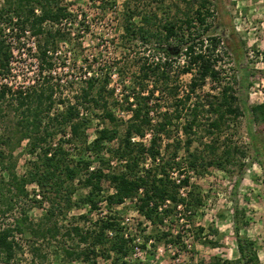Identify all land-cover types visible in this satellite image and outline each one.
<instances>
[{"label":"trees","instance_id":"obj_1","mask_svg":"<svg viewBox=\"0 0 264 264\" xmlns=\"http://www.w3.org/2000/svg\"><path fill=\"white\" fill-rule=\"evenodd\" d=\"M196 1L192 15L184 12L180 17L162 20L157 19L156 12L139 10L134 0L125 2L120 11L122 39L148 42L154 56L142 58L137 62V75L121 82L122 109L128 113L123 120L109 106L117 103L113 98L115 88L109 87L113 72L101 70L100 63L93 62L95 58L83 59L87 63L84 85L73 102L58 93L60 84L54 66L61 63L64 46L78 45L77 35L85 25V13L72 8L73 3L65 0H2L0 263L13 264L21 252L16 235L30 230L34 236L45 239L59 232L57 221L43 225L29 217L25 201H39L35 198L37 195L41 197L39 202L46 199L50 203L45 214L47 220L63 208L87 206L94 211L100 209L101 203L110 209L132 201L136 212L153 225L156 235L149 234L150 237L179 243V233L172 234L158 228L159 225L172 222L178 215V219L181 215L191 217L202 205L197 187L189 185L177 160L180 149L186 153L184 159L189 169L214 165L226 170L228 165L238 166L234 188L245 166L258 160L264 165V132L257 127L264 123V103L249 104L243 95V89L249 85L247 68L241 69L236 81L238 90L222 75L224 54L229 49L240 64L242 47L234 39L229 44L227 38L214 32L215 27L207 20L213 14L209 0ZM115 5V0H98L102 13L115 11ZM29 41L32 46H28ZM16 52L27 54L36 62L37 73L27 85L11 83ZM261 57L264 60V50ZM174 62H179L176 73L172 72ZM184 73L191 74L188 91L176 98L177 86L171 82ZM206 83L214 92L196 95L190 102L191 95ZM156 91L173 97L172 108L162 109L153 101ZM94 108H101L102 117L112 126L96 129L89 140V118L81 109ZM239 117L244 119L246 147L230 142L218 144L224 128ZM175 131H180L185 138L174 135ZM203 137H209L204 144L206 156L190 150L193 142H202ZM113 140L117 144L109 145ZM23 141H26L23 149L31 158L25 171L17 174L13 151ZM174 170H177L178 182L172 177ZM75 180L84 192L72 199ZM261 182L264 186V173ZM31 184L35 187L33 190L28 189ZM181 187L187 189L184 195L179 192ZM234 215L238 257L232 262L217 258L201 264L258 263L254 241L239 234L236 207ZM126 229L125 221L109 211L98 217L93 227L72 226L67 235L71 239L76 237L77 243L63 248V254L90 264H97L98 255L111 258L112 264H132L128 257L135 245V235ZM196 232L200 234L202 228L198 227Z\"/></svg>","mask_w":264,"mask_h":264},{"label":"rangeland","instance_id":"obj_2","mask_svg":"<svg viewBox=\"0 0 264 264\" xmlns=\"http://www.w3.org/2000/svg\"><path fill=\"white\" fill-rule=\"evenodd\" d=\"M65 1L72 2V8L85 13L86 17L82 32L80 31L77 35L78 45L64 46L62 48V52L65 53L63 59L61 63L54 66V73L60 84L58 93L73 102L84 85L82 80L85 78L87 63L83 59L95 58L93 62L98 61L100 63L98 67L101 70L107 69L113 72L109 87L115 88L113 98L117 103L112 105L110 103L109 106L117 117L125 120L128 113L122 109L124 104L120 100L121 82H128L137 75V62L142 58L151 59L154 56H151L153 50L148 42L122 39L120 11L125 2L129 0H115V11H106V13L98 9V0ZM218 1L209 0L213 14L207 20L212 27H215V33L222 38H227L229 44L232 39L237 41L243 52L240 64H238L233 53L227 50L221 61L222 75L226 81L232 82L235 90H238L236 81L241 76V69L247 68L249 85L243 89V95L249 104L264 103V60L261 57V52L264 50V0H221L220 3ZM1 2L2 0L0 4ZM134 2L139 10L156 12L158 20L180 17L184 12L192 15L198 4L196 0H134ZM231 31H234L233 35H230ZM28 46H32V41L28 42ZM20 53L16 52L14 59V70L11 75L13 86L27 85L37 73L36 62L29 58V55ZM177 63L179 62L173 63L172 72L178 71L175 67ZM190 78V73H184L171 82L172 85L177 86L176 98L182 97L188 91ZM210 88V84L206 83L201 89H197L191 95L190 102L196 98V95L202 96L210 91ZM156 97L160 99L155 100ZM155 98L153 101L160 104L162 109L167 106L172 108L171 104L174 100L172 96L156 91ZM86 112L90 122L87 129L89 140L94 137L96 129L102 126H112L107 119L102 117L101 108L88 111L81 109L82 114ZM257 127L264 132V123H260ZM120 129H123V125H120ZM174 135L182 140L185 138L180 131H175ZM60 136L59 134L56 138ZM147 139L148 137L144 141L146 142ZM208 140L209 137H203L202 142L196 140L190 150H197L206 156L208 151L204 144ZM25 142L23 141L13 151L16 157L15 171L17 174L25 171L26 163L31 158L23 149ZM223 142L246 147L248 138L243 117L232 121L229 127L224 128L218 144L222 145ZM116 144V140H113L109 145L115 146ZM67 147L69 148V145ZM185 154V151L180 149L177 160L180 162L183 174L188 177L189 185L197 187L202 198V205L191 217L181 215V219H178V215L172 222L166 221L165 225L158 227L172 234L179 233L181 235L179 243L150 237L149 234L156 235L153 233V225L136 212L132 201L127 200L110 209H106L104 203H101L100 209L94 211L89 210L87 206L63 208V211L55 212V215H50L51 217L47 220L45 214L50 203L46 199L39 202L41 197L37 195L35 198L39 201L32 199L25 201L29 217L34 223L41 222L43 225L57 221L59 232L55 237L45 239L34 236L30 230L16 235L22 250L18 252L13 264H90L82 259L69 258L63 254V248L74 247L77 243L76 237L71 239L67 231L74 225L81 226L83 229L93 227L94 221L106 213L109 214V211L123 219L126 230L135 235V245L128 257L132 264H201L217 258L232 262L238 257L234 227L235 207L239 211V234L254 241L258 255L257 264H264V186L261 182L264 165L262 160L245 166L240 182L234 188L238 166L232 164L228 165L226 170H221L214 165H202L198 166L197 170H193L186 167ZM173 174L177 175V170H174ZM73 184L76 191L72 199H75L78 193L84 192V189L80 187L77 180ZM104 186L106 187L107 183ZM33 188H35L34 185H28L29 190ZM125 218L128 220L126 221ZM198 227L202 228V232L197 235ZM145 237L148 239L145 240ZM141 244H145L144 247H141ZM96 262L97 264H112V259L98 255Z\"/></svg>","mask_w":264,"mask_h":264},{"label":"built area","instance_id":"obj_3","mask_svg":"<svg viewBox=\"0 0 264 264\" xmlns=\"http://www.w3.org/2000/svg\"><path fill=\"white\" fill-rule=\"evenodd\" d=\"M172 174H173V173H172ZM172 177L176 180V182L179 181L177 175L173 174ZM185 190H187L186 187H181V188L179 189V192L181 193V195H184V194H185ZM125 220L127 221L128 218H125Z\"/></svg>","mask_w":264,"mask_h":264}]
</instances>
